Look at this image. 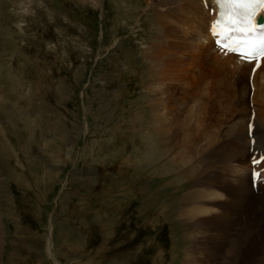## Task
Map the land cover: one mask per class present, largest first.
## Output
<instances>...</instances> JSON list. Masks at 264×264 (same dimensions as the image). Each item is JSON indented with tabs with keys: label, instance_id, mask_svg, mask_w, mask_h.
I'll return each mask as SVG.
<instances>
[{
	"label": "rangeland",
	"instance_id": "rangeland-1",
	"mask_svg": "<svg viewBox=\"0 0 264 264\" xmlns=\"http://www.w3.org/2000/svg\"><path fill=\"white\" fill-rule=\"evenodd\" d=\"M147 9L144 0H105L98 46L88 10L0 0V264H264L263 227L245 225L235 238L241 211L224 217L236 219L227 228L189 220L183 201L198 185L180 159L195 137L186 116L199 79L174 70L191 63L198 44L209 50L208 37L189 40ZM159 79L162 117L153 102Z\"/></svg>",
	"mask_w": 264,
	"mask_h": 264
},
{
	"label": "bare ground",
	"instance_id": "bare-ground-1",
	"mask_svg": "<svg viewBox=\"0 0 264 264\" xmlns=\"http://www.w3.org/2000/svg\"><path fill=\"white\" fill-rule=\"evenodd\" d=\"M192 2H197V0H152V3H154L157 8H166V10H170L169 6L174 3H176V6H182L189 5ZM198 7H200L199 3ZM198 7L192 11H185L184 13L188 16L190 15L191 21L196 22L198 26L200 25V30L204 33L205 38L207 39L208 37L209 44L205 46H209L210 49L204 51L198 44V50L193 52L191 63L174 70L183 77L189 68L195 74H193L194 77L196 76L199 79V82L194 86V92L191 94V96L195 97L191 100L189 116H186V120L188 119L189 124L192 125V121L195 125V137L188 144L186 149L183 148L185 149V153L180 159L181 164L186 163V165H189L184 175H188L189 178L195 177L196 184L198 185V188L195 190L189 189L183 201L184 205H190L191 207L190 212L192 216L189 220H193L195 216H200V219H196L198 221H191L188 227L191 230H195L192 225V222H194L195 224L199 223L200 226L203 227L214 223V227L227 228L229 225L231 226L236 219H226L224 217L238 210L241 211L239 213L241 216L239 218L238 227L243 224V228L245 225L251 224L244 229L250 228L252 231L256 228H264V220L262 221L261 218L244 214L246 204L252 197V188H254L251 179V168L247 164L248 161L254 159L255 152H250V147H253L250 144L252 137L254 138V147L259 148L257 160H259L260 163L256 164V166L264 174V64L261 69L254 73L251 80L248 78L250 76V67L243 66V68L238 69L235 67L232 68L231 59H234V57L228 56L227 58H222L218 52L214 50L213 39H211L206 28L208 17L203 10L200 12ZM186 8L188 7L185 6L184 9ZM180 20H182V18ZM182 23L187 27H195L192 24L191 26L186 19ZM226 72L229 74L228 78L224 77ZM242 80H244V82H242ZM251 84L254 93L250 103L254 111L249 108V85L251 86ZM204 90L206 92H203ZM160 94L161 96H159ZM165 94L166 89L163 80L159 79V84L156 86V90L153 94V102L162 109H164V107L162 103L159 102ZM237 102L240 103V107L236 106ZM164 110L165 111H162V113L159 112L160 114H158L164 116L169 113L167 108ZM170 118L171 115L169 116V119ZM164 128L160 131H163L164 137L167 136L168 142L165 151L169 152L174 140L172 141L169 133L170 131L168 132L167 128ZM249 129H251V137L248 136ZM180 131L184 133L183 128ZM23 147L22 145V148ZM254 147L253 150H255ZM227 162L231 165L242 166L240 167L242 171H239L240 168H233L231 165L227 166ZM223 171L231 173L226 189L230 199H223L216 188H214H219L221 178L224 174ZM241 176L242 180L240 179ZM236 181L239 182L241 187L243 186L241 185L242 182L244 184V190L240 191L239 195L236 193V184H232L233 182L236 183ZM263 186L264 185L257 184L255 189H260L262 196L258 200H260V203L264 206ZM233 203H236V205L234 209H231ZM222 205H224V209L221 208ZM50 237L49 235L47 253H49L51 257L50 249L52 239ZM247 239L250 238H244L243 241ZM1 241L2 239L0 236V244ZM217 253L219 254V252ZM231 257L232 260L235 259L236 254L232 256L231 253Z\"/></svg>",
	"mask_w": 264,
	"mask_h": 264
},
{
	"label": "snow or ice",
	"instance_id": "snow-or-ice-1",
	"mask_svg": "<svg viewBox=\"0 0 264 264\" xmlns=\"http://www.w3.org/2000/svg\"><path fill=\"white\" fill-rule=\"evenodd\" d=\"M217 18L209 28L215 46L224 55H234L239 63L264 64V24L258 14L264 13V0H215ZM259 164V160L254 161ZM255 180L261 179L254 172Z\"/></svg>",
	"mask_w": 264,
	"mask_h": 264
}]
</instances>
